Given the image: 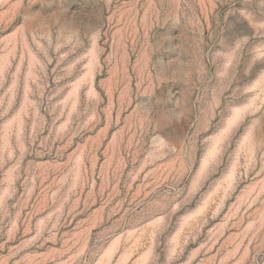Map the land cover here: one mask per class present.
<instances>
[{
	"label": "rangeland",
	"instance_id": "1",
	"mask_svg": "<svg viewBox=\"0 0 264 264\" xmlns=\"http://www.w3.org/2000/svg\"><path fill=\"white\" fill-rule=\"evenodd\" d=\"M0 264H264V0H0Z\"/></svg>",
	"mask_w": 264,
	"mask_h": 264
}]
</instances>
